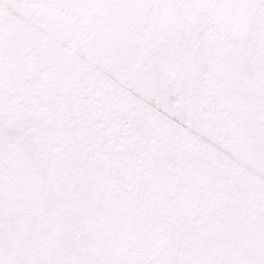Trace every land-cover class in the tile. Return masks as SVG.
<instances>
[{
	"label": "snow or ice",
	"instance_id": "snow-or-ice-1",
	"mask_svg": "<svg viewBox=\"0 0 264 264\" xmlns=\"http://www.w3.org/2000/svg\"><path fill=\"white\" fill-rule=\"evenodd\" d=\"M0 264H264V0H0Z\"/></svg>",
	"mask_w": 264,
	"mask_h": 264
}]
</instances>
